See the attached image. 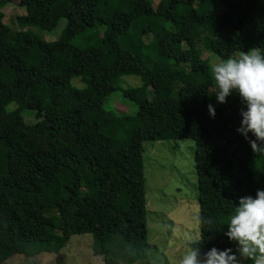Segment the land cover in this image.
<instances>
[{"label":"trees","instance_id":"obj_1","mask_svg":"<svg viewBox=\"0 0 264 264\" xmlns=\"http://www.w3.org/2000/svg\"><path fill=\"white\" fill-rule=\"evenodd\" d=\"M192 3L0 0V8L24 9L14 18L20 29L50 31L65 21L44 42L7 27L0 12V264L41 253L64 264L69 238L83 234L102 240V264H146L142 142L178 139L193 142L201 253L235 251L223 224L239 198L264 190V154L237 131L239 95L224 104L208 97L214 80L201 52L222 62L264 49V0ZM90 31L92 45L72 46ZM121 76L140 84L119 91ZM75 78L81 89L70 86ZM154 81L159 88L148 92ZM22 111L35 121L23 122Z\"/></svg>","mask_w":264,"mask_h":264},{"label":"rangeland","instance_id":"obj_2","mask_svg":"<svg viewBox=\"0 0 264 264\" xmlns=\"http://www.w3.org/2000/svg\"><path fill=\"white\" fill-rule=\"evenodd\" d=\"M155 7L159 0H149ZM203 0H193V8H197ZM247 6H251L253 0H245ZM3 14L2 23L13 30L28 32L39 40L52 42L56 40L64 27L65 21L59 20L54 29L42 31L36 27L17 28L14 18L24 14V9L15 4H7L0 8ZM98 36L102 34V28L96 27ZM92 34L88 32L86 36ZM90 40L84 37H76L72 40L73 47L82 48L94 43L96 36L91 35ZM150 36L142 38L143 43L148 42ZM202 58H207L210 65L219 63L212 54L201 52ZM238 57V56H237ZM180 58L185 62L188 58L186 50H183ZM70 86L81 89L82 83L78 79H71ZM138 77L121 76L117 82L118 90L139 86ZM160 83L154 81L148 92L157 90ZM207 95L215 99V93ZM117 91V98L120 97ZM108 106L114 108L110 101ZM120 108V106H117ZM9 104L5 109H13ZM23 122H33L35 118L31 112L22 111ZM142 164L144 177L145 196V228L146 242L148 245L146 264H177L179 256L185 249V237L187 234L199 233L196 221L198 214L196 178L193 169V142L187 139L167 141L142 142ZM102 240L90 234L73 235L63 248L64 264H102ZM3 264H57L53 254L41 253L31 258L13 255Z\"/></svg>","mask_w":264,"mask_h":264},{"label":"clouds","instance_id":"obj_3","mask_svg":"<svg viewBox=\"0 0 264 264\" xmlns=\"http://www.w3.org/2000/svg\"><path fill=\"white\" fill-rule=\"evenodd\" d=\"M210 72L214 87L209 93H215L221 104L227 103L233 93L239 95L245 108L241 109L242 121L237 131L248 140L254 153L264 154V49L253 47L241 51L238 57L210 65ZM208 110L215 118L211 104ZM249 133L255 139L249 138ZM196 221L201 222L199 217ZM204 222L208 230L214 229L211 218ZM223 225H227L224 235L235 243V251L212 247L202 254L203 232L187 234L177 264H264V190L257 189L255 197L239 198L238 206Z\"/></svg>","mask_w":264,"mask_h":264}]
</instances>
